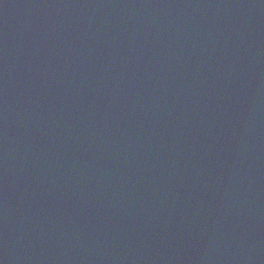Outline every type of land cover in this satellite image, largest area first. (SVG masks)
Masks as SVG:
<instances>
[{
	"label": "water",
	"instance_id": "water-1",
	"mask_svg": "<svg viewBox=\"0 0 264 264\" xmlns=\"http://www.w3.org/2000/svg\"><path fill=\"white\" fill-rule=\"evenodd\" d=\"M0 264H264V0H0Z\"/></svg>",
	"mask_w": 264,
	"mask_h": 264
}]
</instances>
